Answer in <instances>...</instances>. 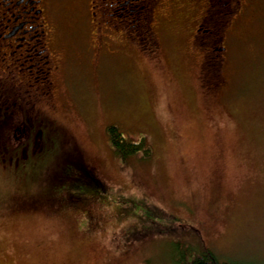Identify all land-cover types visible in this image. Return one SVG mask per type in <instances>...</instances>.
Wrapping results in <instances>:
<instances>
[{"label":"rangeland","instance_id":"rangeland-1","mask_svg":"<svg viewBox=\"0 0 264 264\" xmlns=\"http://www.w3.org/2000/svg\"><path fill=\"white\" fill-rule=\"evenodd\" d=\"M243 4L228 13L217 85L213 74L202 80L207 46L193 40L207 0L155 2L160 64L136 41H123L121 29L100 40L90 0H48L57 31L51 43L59 40L63 49L55 58L67 57L57 61L52 80L69 141L53 136L45 144L43 136L25 188L0 174V264H188L203 245L222 260L264 264V0ZM100 41L105 49L96 53ZM25 65L35 68L36 59ZM36 80L22 91L40 90ZM47 96L39 103L44 108ZM109 126L126 139L145 138L151 154L121 158ZM76 152L117 199L106 206L108 221L95 228L83 214L40 196L49 170L43 164ZM141 199L160 217L151 221L132 209L129 202Z\"/></svg>","mask_w":264,"mask_h":264},{"label":"flooded vegetation","instance_id":"flooded-vegetation-1","mask_svg":"<svg viewBox=\"0 0 264 264\" xmlns=\"http://www.w3.org/2000/svg\"><path fill=\"white\" fill-rule=\"evenodd\" d=\"M129 1L125 0V3L119 5L120 0H90L91 18L95 24L94 34L99 35L100 40H104L106 35L111 36L112 31L121 29L124 35L123 41H136L141 47L140 43L143 42V38L140 36L141 33L136 32L131 25L122 20L121 15L115 17L116 14H114L120 9L126 10ZM211 1L207 0V7ZM243 6L242 0H236L232 7L228 8L227 13L237 12ZM48 7V0H0V66L5 65V69H8L4 70L6 73L2 72L4 77L2 80L0 79V88L3 90L0 93V174L4 177L3 181L15 187L20 182L23 183V188L26 187L27 181L25 179H27L26 176L30 172L27 169L28 164L31 165L33 159L36 158H33V154L37 153L36 150L39 151V147H42L40 141L44 137L45 144L53 136H60L63 140H68L57 118L61 105L56 100L53 80L51 94L46 98V108L39 104L45 94L42 89L37 88L35 93L31 94V90L22 91L21 87L22 85H28L33 76L34 78L39 76L42 64L49 67L51 79L52 73L54 74V71L59 67L55 56H57V50L62 49H60L62 44L58 39V42L51 43V41H56L54 36L57 31L55 33L52 31L54 28L51 27ZM205 11H208L207 8ZM206 12L196 24L193 36L195 47L208 43L207 52L202 56V65L212 57L211 46H214L213 43L215 42L213 34L218 26L216 21L207 17ZM240 12L242 11L240 10ZM201 33L203 35L200 36ZM99 39L97 40L99 41ZM105 41L108 40L105 39ZM157 42L158 45L153 46L152 54L155 55L157 63L160 64L162 51L158 38ZM98 43L100 46H97L96 53L105 49L101 41ZM10 48H14V50L7 52ZM226 50L224 40L221 50L215 52L214 56L222 61ZM33 58L36 59V67L33 68V65L26 66L25 62L31 61ZM66 59L67 57L64 54L62 59L59 57L58 62L66 61ZM16 74L22 76L27 74L28 79L24 81L17 79ZM5 81L8 83H5ZM17 124L20 127L22 126L21 131L16 127ZM66 157L65 155L59 162L63 164L72 163V166L81 167L78 173L81 172L84 177H97L98 181L101 180L96 167L82 153L76 152ZM12 173H15V176ZM108 205L111 204L103 203L99 205L96 208V215L88 214L93 210L76 212H79L80 215L83 214L88 221H91L92 226H89L90 228H95L101 222L108 221L106 217V206Z\"/></svg>","mask_w":264,"mask_h":264},{"label":"trees","instance_id":"trees-1","mask_svg":"<svg viewBox=\"0 0 264 264\" xmlns=\"http://www.w3.org/2000/svg\"><path fill=\"white\" fill-rule=\"evenodd\" d=\"M231 1L233 0H217L219 4L214 5V8L212 3H210L207 7L208 11L206 12L207 17L216 21L218 26L217 30H215L213 34V39L215 42L213 43L214 46H211L212 57L207 59V61L203 64V67L201 68V78L207 82L205 78L209 74H213L215 83H217V85L220 84L223 76L221 74V60L217 59L214 54L215 52L221 50L222 42L225 39V31L228 24L230 23V16L227 13L228 3ZM154 2H156V0H130L129 5L126 6V10L120 9L114 13L116 14L115 17L121 15L122 20H125L127 24L129 23V25H131L136 32L141 33L140 36L143 38V42L140 43L141 48L143 50L149 51L151 54L153 53V46L156 47L158 45L156 34L153 28ZM123 3H125V0H120L119 5ZM208 41L209 40L207 39V42ZM205 44L207 46L208 43H204V45ZM211 62H213L212 64H215L216 67H214ZM42 65V70L39 76L36 78V81H39V83L42 84L41 89L45 94L49 95L51 94L52 89V79L49 73V67L44 64ZM108 134L116 154H118V156L123 159H127L139 152H141V154L144 156H149L151 154V147L145 138H142L141 140L126 139L122 132L115 126L108 127ZM65 155L68 157L67 154ZM50 163L54 162H49L47 165L43 164L44 168L49 169L46 173V177H44V186H42L44 191L42 195L40 194L44 202H47V204L50 206L57 207L58 209H74L75 211L80 212H89V210H93L91 213H88L89 215H96V208L99 205L103 203L111 204L112 188L107 185L104 180L98 181L97 177H84L81 175V172L78 173V171L81 170V167L74 165L73 167L71 165L72 163ZM31 172L32 171L29 172L30 176H32ZM23 192H25V190ZM21 195L23 194L21 193ZM116 200L117 199L112 201L115 202ZM118 200L125 201L124 199L120 198ZM129 204L132 209L136 210L139 208L143 210L144 214L147 216L146 218L149 220L155 219L154 216L160 217V214H156L157 211H155L152 206L147 205L146 201L142 199L137 202H133V200H131ZM76 213L78 214L79 212ZM90 222L91 221H89V223ZM132 234L135 235L136 233ZM188 264L250 263L222 260L214 250L206 245H203L202 249L192 257L191 262Z\"/></svg>","mask_w":264,"mask_h":264}]
</instances>
